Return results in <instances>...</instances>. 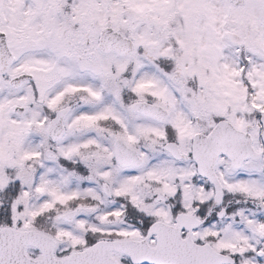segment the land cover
I'll return each mask as SVG.
<instances>
[{"label": "snow or ice", "instance_id": "1", "mask_svg": "<svg viewBox=\"0 0 264 264\" xmlns=\"http://www.w3.org/2000/svg\"><path fill=\"white\" fill-rule=\"evenodd\" d=\"M0 264H264V0H0Z\"/></svg>", "mask_w": 264, "mask_h": 264}]
</instances>
